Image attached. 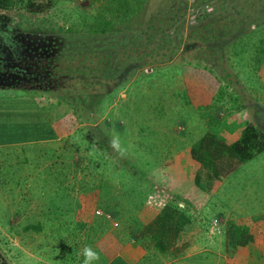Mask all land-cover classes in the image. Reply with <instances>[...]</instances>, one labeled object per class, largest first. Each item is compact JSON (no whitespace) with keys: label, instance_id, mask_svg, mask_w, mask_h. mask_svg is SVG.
Segmentation results:
<instances>
[{"label":"rangeland","instance_id":"374dc122","mask_svg":"<svg viewBox=\"0 0 264 264\" xmlns=\"http://www.w3.org/2000/svg\"><path fill=\"white\" fill-rule=\"evenodd\" d=\"M48 1L43 12L24 0L0 12L64 73L57 84L20 76L0 87L1 264H83L85 246L109 257L116 235H136L165 203L203 229L245 225L253 240L226 247V264H264V150L211 192L188 151L206 131L231 139L248 121L264 130V0L214 11L217 0H158L138 13L122 0ZM242 19L261 29L177 55L181 36L194 43ZM139 53L148 66L123 70Z\"/></svg>","mask_w":264,"mask_h":264},{"label":"trees","instance_id":"16d2710c","mask_svg":"<svg viewBox=\"0 0 264 264\" xmlns=\"http://www.w3.org/2000/svg\"><path fill=\"white\" fill-rule=\"evenodd\" d=\"M24 1L26 11L31 13L45 11L48 8L47 4L49 2L48 0ZM114 1L109 0L113 4ZM157 1L122 0L121 3H123V10H129L132 6V8H135V12L137 11L138 13L146 3L151 8ZM121 3L119 2L117 7L114 10L112 9V16L113 14L116 16L122 13ZM224 3L225 0H217L213 7H207V9L214 11L215 7L222 6ZM11 4L12 0H0V12L5 7H11ZM135 16L139 17V15ZM109 20H112V18ZM222 26L218 31H213L214 33H206L205 37H200L199 35V38L194 43H192L190 35H184V38L181 36L176 44V48L180 49L177 55H183L194 44L199 47L202 45L205 48L209 47L211 39L214 42H219V47L217 48H220L227 41L226 37H235L238 38L237 40H241L244 37L248 39L256 35L259 31L258 29H261V25H254L244 19L237 20L236 22L233 21L230 25L225 23ZM94 28L102 30L98 26ZM28 38V35L15 29L14 26L6 22L2 15H0V87L8 84L6 83L7 80L4 79L6 74L12 75L13 81L17 80L14 83L18 82V84L21 82L18 80L20 76L25 79L45 80L49 84H57L62 80L60 77L64 76V73L56 71V68L48 63L47 60H45L47 63L43 64L45 57L44 54L38 53L41 47L36 46L38 45L37 39ZM170 39L171 36L165 38V40ZM170 42L172 43L173 41L171 40ZM26 43H31V47L27 48ZM176 48L174 47V51H176ZM143 52L141 51V53ZM139 57L138 61H128L124 67L121 65L123 70H129L135 66H148L146 59L142 58V54L139 53ZM26 58L30 61L36 60L35 64L30 62V64H27V67L21 65L20 62H23ZM9 86H13V83ZM263 150L264 130L260 129L252 121L246 122L231 139H227L215 131H206L188 149L190 159L195 166V182L207 192L214 191L224 176H227L240 164L248 161ZM202 231V225L187 211L177 204L165 203L136 231V235L145 238V241L154 245L160 252L177 256L193 243ZM226 233L227 248H230L233 243L239 251H243L244 245L253 240V234L248 231L245 225L236 226L232 221L229 223ZM235 253L234 250L232 255H235ZM237 254L240 255L239 252Z\"/></svg>","mask_w":264,"mask_h":264},{"label":"crops","instance_id":"0c3cea01","mask_svg":"<svg viewBox=\"0 0 264 264\" xmlns=\"http://www.w3.org/2000/svg\"><path fill=\"white\" fill-rule=\"evenodd\" d=\"M221 224L219 227L210 226L209 221L197 239L177 256L160 252L144 238L131 232L125 236L122 233L114 235L115 250L111 256L108 257L102 250L99 254L105 258L103 264H226V231Z\"/></svg>","mask_w":264,"mask_h":264},{"label":"clouds","instance_id":"9594fccd","mask_svg":"<svg viewBox=\"0 0 264 264\" xmlns=\"http://www.w3.org/2000/svg\"><path fill=\"white\" fill-rule=\"evenodd\" d=\"M111 146L121 156L125 155L126 149L121 147L118 136L113 138V140L111 141ZM82 255L84 257L83 264H93L94 261H99L100 259V254L94 251L90 246H85Z\"/></svg>","mask_w":264,"mask_h":264},{"label":"flooded vegetation","instance_id":"af4514ba","mask_svg":"<svg viewBox=\"0 0 264 264\" xmlns=\"http://www.w3.org/2000/svg\"><path fill=\"white\" fill-rule=\"evenodd\" d=\"M26 47H27V48H30V47H31V43H26ZM4 79L7 80V81H6V83H8L7 85H10V84H12V83L14 84V81H17V80H14V81H13V79H12V75H10V74H6L5 77H4ZM16 84H17V83H16ZM0 264H1V258H0Z\"/></svg>","mask_w":264,"mask_h":264},{"label":"built area","instance_id":"2783aa9c","mask_svg":"<svg viewBox=\"0 0 264 264\" xmlns=\"http://www.w3.org/2000/svg\"><path fill=\"white\" fill-rule=\"evenodd\" d=\"M216 220L215 219H213V223L215 224L216 222H215Z\"/></svg>","mask_w":264,"mask_h":264}]
</instances>
